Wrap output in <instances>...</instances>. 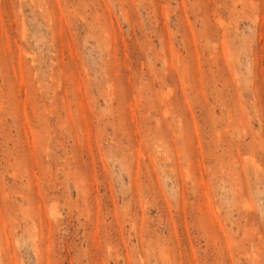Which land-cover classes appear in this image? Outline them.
<instances>
[{"label": "rangeland", "instance_id": "374dc122", "mask_svg": "<svg viewBox=\"0 0 264 264\" xmlns=\"http://www.w3.org/2000/svg\"><path fill=\"white\" fill-rule=\"evenodd\" d=\"M0 264H264V0H0Z\"/></svg>", "mask_w": 264, "mask_h": 264}]
</instances>
